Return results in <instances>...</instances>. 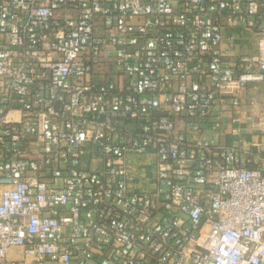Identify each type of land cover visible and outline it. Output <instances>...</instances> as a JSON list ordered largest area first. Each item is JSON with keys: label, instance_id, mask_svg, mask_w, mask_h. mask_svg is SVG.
I'll return each instance as SVG.
<instances>
[{"label": "built area", "instance_id": "obj_1", "mask_svg": "<svg viewBox=\"0 0 264 264\" xmlns=\"http://www.w3.org/2000/svg\"><path fill=\"white\" fill-rule=\"evenodd\" d=\"M259 83L264 0H0V264H264Z\"/></svg>", "mask_w": 264, "mask_h": 264}, {"label": "crops", "instance_id": "obj_2", "mask_svg": "<svg viewBox=\"0 0 264 264\" xmlns=\"http://www.w3.org/2000/svg\"><path fill=\"white\" fill-rule=\"evenodd\" d=\"M239 49L240 54H254L257 52V36L247 30H240V41H239ZM257 88L249 87L245 94L248 95H255L259 100V107H258V114L264 113V83H259L255 85ZM254 88V89H253ZM244 119L248 118L250 121V118L245 114ZM256 140L260 143H264V136H258L256 137Z\"/></svg>", "mask_w": 264, "mask_h": 264}, {"label": "rangeland", "instance_id": "obj_3", "mask_svg": "<svg viewBox=\"0 0 264 264\" xmlns=\"http://www.w3.org/2000/svg\"><path fill=\"white\" fill-rule=\"evenodd\" d=\"M240 53V49H239ZM262 117L257 118V121L260 122ZM23 259V252L19 248H12L9 250V260H18L21 261Z\"/></svg>", "mask_w": 264, "mask_h": 264}]
</instances>
